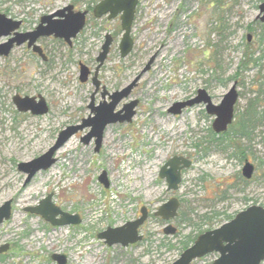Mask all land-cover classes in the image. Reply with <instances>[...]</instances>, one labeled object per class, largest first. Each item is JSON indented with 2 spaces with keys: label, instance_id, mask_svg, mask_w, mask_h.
Masks as SVG:
<instances>
[{
  "label": "rangeland",
  "instance_id": "rangeland-1",
  "mask_svg": "<svg viewBox=\"0 0 264 264\" xmlns=\"http://www.w3.org/2000/svg\"><path fill=\"white\" fill-rule=\"evenodd\" d=\"M98 1L0 0V13L21 21L20 33L32 31L41 16L68 4L74 11H87L86 24L71 46L46 36L36 41L48 56L45 61L25 43L0 57V205L11 200L10 218L0 224V245H9L0 264H57L50 258L53 253L65 255V264H172L189 233L218 227L250 205L264 206V124L254 125L249 138L234 137L229 143L231 130L214 133L213 116L203 103L176 114L168 111L176 101L194 97L197 89H205L217 105L236 82L235 115L252 101L264 123V56L259 67L240 64L248 46L255 49L254 56L264 51V25L255 19L264 0H139L131 27L134 44L125 57L118 51L120 19L95 18L88 9ZM108 33L113 43L98 78L110 94L135 83L114 109L135 100L132 120L106 125L98 151L94 137L82 140L91 130L83 127L59 147L50 168L24 184L26 174L18 163L45 153L61 130L93 116L88 105L94 86L90 80L80 82L78 62L94 69ZM10 37L1 36L0 44ZM14 94L40 95L47 113L19 112ZM102 101L99 93L94 96V105ZM222 135L226 146L216 141ZM174 156L190 163L180 170L178 189L168 190L158 173ZM244 159L254 165L250 179L241 174ZM103 171L107 188L98 181ZM48 195L81 222L51 225L24 210ZM170 197L180 205L178 215L167 221L154 213ZM142 206L148 216L138 228L139 242L124 247L98 238L106 227L136 219ZM203 214L210 219L198 228L180 220L184 215L201 223ZM167 224L175 227L174 234L162 231ZM217 256L214 251L192 264H211Z\"/></svg>",
  "mask_w": 264,
  "mask_h": 264
},
{
  "label": "water",
  "instance_id": "water-1",
  "mask_svg": "<svg viewBox=\"0 0 264 264\" xmlns=\"http://www.w3.org/2000/svg\"><path fill=\"white\" fill-rule=\"evenodd\" d=\"M139 0H100L93 7V16L99 18L106 16L108 19H113L119 16L120 28L122 34L118 45L120 56L125 57L130 53L134 40L131 37V27L134 21L136 6ZM85 12L74 11L72 5H65L61 9L55 10L53 13L44 14L40 17L37 26L32 31L18 32L21 26L19 20L10 19L5 14L0 13V38L1 36H11L7 41L0 44V57L6 56L15 45L25 43L32 52L46 60V54L40 45L36 43L39 38L44 36L62 39L65 43L71 44V40L76 37L80 30L85 26ZM256 19L264 23V2L258 6V14ZM250 35L247 36V39ZM103 43L95 58L97 63L93 70L86 64H79V80L80 82L88 81L90 77L91 84L94 90L91 93L89 109L93 116L89 119H82L80 125H69L66 129L61 130L55 139V142L46 150L45 153L38 157L29 160L28 162H20L17 169L26 174L24 184L39 172L50 168L56 161L54 155L59 147L67 142L73 134L80 131L83 127H91L90 132L83 137L84 142H88L91 137L95 138V150L98 151L102 142V134L105 126L115 122L123 123L130 122L133 118L134 107L137 105L135 100L124 104L121 110L114 111L117 104L127 97L135 85L132 84L108 93L105 86H101L98 79L100 67L109 54L112 36L110 33L105 34ZM152 59L145 65L143 72L150 68ZM91 73V74H90ZM100 95L103 101L98 105H94V94L100 90ZM196 96L186 99V101H176L168 108L170 113H180L186 106H192L197 103L205 105V112L213 115L212 130L219 134L224 132L232 123L234 116V106L237 103L238 92L236 82H234L228 91L221 97L220 102L216 105L211 101V97L204 89H197ZM106 95L109 102L104 101ZM14 106L19 112H30L32 115H42L47 113L48 107L43 97L20 96L14 94L12 97ZM189 161L182 157H172L161 166L159 177L166 180L168 190H177L181 181L180 170L189 167ZM254 165L247 159L244 160L241 168V174L246 179H250L253 175ZM105 188L109 183L106 178V172L103 171L98 176ZM179 200L175 197H170L168 201L160 204L155 211L156 216H160L163 220H170L178 213ZM25 211L42 216L51 225L63 226L74 225L81 222L78 214H68L61 211L55 204L51 202V195L40 200L36 206L24 208ZM141 215L134 220H129L127 223L116 226L106 227L104 231L97 233L98 238L102 239L105 244L114 245L121 244L128 247L130 244L139 242L142 239V234L138 232V228L145 222L148 211L144 206L140 207ZM11 215V200L3 202L0 205V224L3 221L9 220ZM162 231L165 234H174L175 227L167 224ZM9 245H0V254L7 252ZM217 252L218 256L214 258L211 264H262L264 263V206L250 205L242 211L237 212L233 219L224 222L218 227L203 231L197 235L192 244L182 250V253L172 264H192L196 258L203 257L208 253ZM50 258L55 260L57 264H65L67 257L65 255L53 253Z\"/></svg>",
  "mask_w": 264,
  "mask_h": 264
},
{
  "label": "trees",
  "instance_id": "trees-1",
  "mask_svg": "<svg viewBox=\"0 0 264 264\" xmlns=\"http://www.w3.org/2000/svg\"><path fill=\"white\" fill-rule=\"evenodd\" d=\"M88 9H92V8H88ZM264 25V24H262ZM255 55V49H252L251 46L244 51L243 54V58L240 62L241 66H248L249 64L252 65L253 67H259L261 66V60L262 57L264 56V51H262L261 54H259V56H254ZM245 111L240 112L239 116L234 115V119L236 117V121L234 123V119L233 122L230 124V126L228 127L227 130H231L232 132V136H230V138H228V142L231 143V141H234V137L236 138H249L250 136V129L258 124H264L263 121L261 120L262 117H260L257 113V111L255 110V105L254 102L250 101V103L247 105V107L244 109ZM213 134V133H212ZM214 135H212V138H210V141L214 140ZM218 143L220 144H225V142H227V140H225L223 138V135L220 136L219 138H217L216 140ZM200 145V142H198V144H196V146L198 147ZM233 147L236 149V151L238 152V154H243L242 151L240 150V148L238 147V144L234 142V144H232ZM226 146V144H225ZM236 154V153H235ZM201 220V223H191V220L187 217H185L184 215L181 217L180 220L184 221L185 223H189L192 224V226H196L197 228L202 224V222H207L208 219H210L209 217H207L206 214H203L200 218H198ZM199 232L196 235H192L191 233H189L186 237L185 240L181 243V247L180 250L182 251L184 248L188 247L192 242L193 239L200 233H202V231L204 230H200V228L198 229ZM170 246V245H169Z\"/></svg>",
  "mask_w": 264,
  "mask_h": 264
},
{
  "label": "flooded vegetation",
  "instance_id": "flooded-vegetation-1",
  "mask_svg": "<svg viewBox=\"0 0 264 264\" xmlns=\"http://www.w3.org/2000/svg\"><path fill=\"white\" fill-rule=\"evenodd\" d=\"M21 22V21H20ZM21 25H22V23H21ZM51 37V36H50ZM42 38H44V37H42ZM53 38V37H52ZM113 38V37H112ZM113 40V39H112ZM113 43V42H112ZM72 45V43L69 45L68 44V46H71ZM111 46V45H110ZM109 49H110V47H109ZM44 51V50H43ZM45 53V52H44ZM48 58V56H46V59ZM101 84V83H100ZM100 91H101V89L98 91V92H96L94 95H96V94H100ZM106 97H107V95H106Z\"/></svg>",
  "mask_w": 264,
  "mask_h": 264
}]
</instances>
